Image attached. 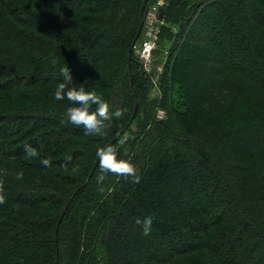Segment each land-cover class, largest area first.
<instances>
[{"label": "trees", "instance_id": "1", "mask_svg": "<svg viewBox=\"0 0 264 264\" xmlns=\"http://www.w3.org/2000/svg\"><path fill=\"white\" fill-rule=\"evenodd\" d=\"M153 1L0 0V264H264V0H195L189 24L208 26L181 27L159 103L132 51ZM168 1L160 40L166 9L190 7ZM66 67L125 110L103 136L64 121ZM107 145L139 184L108 175L98 192Z\"/></svg>", "mask_w": 264, "mask_h": 264}, {"label": "clouds", "instance_id": "2", "mask_svg": "<svg viewBox=\"0 0 264 264\" xmlns=\"http://www.w3.org/2000/svg\"><path fill=\"white\" fill-rule=\"evenodd\" d=\"M61 74L64 81L56 86L54 99L63 101L66 98L70 104L65 110L64 121L76 128H82L86 136H103L107 127L106 122H110L113 117L120 119L125 110L117 109L112 112L109 103L95 91H86L84 87H69L73 83V79L67 67L61 69ZM128 139V137H124L120 141L121 145L126 144ZM24 151L28 159L37 158L39 155L37 150L27 143L24 145ZM96 157L100 172L96 177L98 192L105 191L102 184L108 175L123 177L133 184L140 183L141 177L135 166L129 160L118 158L117 150L112 145L98 148ZM40 162L45 167L51 166V161L48 158H42ZM0 174L7 175L8 173L7 170L0 169ZM22 178L23 173L17 172L16 179ZM6 202L4 186L0 182V205ZM136 223L142 226L144 235L150 234L153 223L152 216H146L143 220L137 219Z\"/></svg>", "mask_w": 264, "mask_h": 264}, {"label": "rangeland", "instance_id": "3", "mask_svg": "<svg viewBox=\"0 0 264 264\" xmlns=\"http://www.w3.org/2000/svg\"><path fill=\"white\" fill-rule=\"evenodd\" d=\"M164 1H165V5L161 8L160 13L158 14V19L160 23L159 34L156 40L155 48L151 54L152 56L150 61L146 63L144 66V64L139 59L138 60L136 59L137 55L136 53L134 54L133 52L136 61L137 62L139 61L138 64L140 65L141 71L144 73V75L146 74V78L148 79V83H149L148 100H157L158 103L163 97V91L160 86V79L163 75L165 66L170 61L169 60L170 53L175 47H177V43L180 40L181 27L190 25L189 24L190 18L188 17V14H190L189 11L193 8V6H196L195 0L193 1L187 0V4L190 5L189 9L182 10L180 12L177 11V14L175 13L176 16L173 19L169 17L170 13L168 12L166 13L167 9L171 7L170 5L168 6L169 1L168 0H164ZM165 8H167L165 11V17L167 21L165 23L166 27L164 29L163 36L160 40L159 35L161 33V26L164 25V21L162 20V16H163L162 11ZM204 11H206L205 7L202 9V12ZM173 12H176L174 8L172 9L171 14H173ZM120 13H122L121 7L118 8L116 15H120ZM198 16L200 15L196 16L194 22L191 23L190 28L193 27L195 28L196 24H198L196 26V29L198 30V32H202L208 26V23L203 19H199ZM141 40H142V36H140L137 43H140ZM175 62L176 64H179V58L176 57ZM142 66L144 67L145 72L143 71ZM165 116H166L165 111L162 108L160 107L155 108L154 117L157 120H163L165 119Z\"/></svg>", "mask_w": 264, "mask_h": 264}, {"label": "built area", "instance_id": "4", "mask_svg": "<svg viewBox=\"0 0 264 264\" xmlns=\"http://www.w3.org/2000/svg\"><path fill=\"white\" fill-rule=\"evenodd\" d=\"M164 5V0H155L146 8L143 18L142 40L140 43L132 45V50L137 55H135L136 59H139L144 66L150 61L156 45L160 27L158 14ZM142 69L145 72L143 66Z\"/></svg>", "mask_w": 264, "mask_h": 264}, {"label": "water", "instance_id": "5", "mask_svg": "<svg viewBox=\"0 0 264 264\" xmlns=\"http://www.w3.org/2000/svg\"><path fill=\"white\" fill-rule=\"evenodd\" d=\"M141 30H142V24L139 26V29H138L137 34H136V36H135L134 42L139 38L140 33H141ZM136 112H137V104H135L134 112H133L132 118L135 116Z\"/></svg>", "mask_w": 264, "mask_h": 264}]
</instances>
